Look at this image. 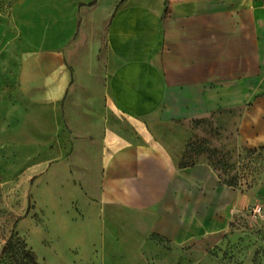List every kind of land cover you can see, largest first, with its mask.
Returning <instances> with one entry per match:
<instances>
[{
	"label": "crops",
	"instance_id": "0c3cea01",
	"mask_svg": "<svg viewBox=\"0 0 264 264\" xmlns=\"http://www.w3.org/2000/svg\"><path fill=\"white\" fill-rule=\"evenodd\" d=\"M201 119L264 148V0H0V165L45 161L58 220L105 228L109 259L230 226L245 194L168 151Z\"/></svg>",
	"mask_w": 264,
	"mask_h": 264
},
{
	"label": "rangeland",
	"instance_id": "374dc122",
	"mask_svg": "<svg viewBox=\"0 0 264 264\" xmlns=\"http://www.w3.org/2000/svg\"><path fill=\"white\" fill-rule=\"evenodd\" d=\"M177 129L179 141L168 148L177 167L206 163L220 183L245 194L227 230L179 245L151 235L131 250L132 259H109L113 244L107 243L105 228L77 229L58 220L63 206L58 198L46 196L45 161L29 178L24 174L26 165H19L13 174L0 165V264H264V148L238 149L233 127L208 119ZM34 182L40 190L30 195L28 188ZM252 205L262 207L260 216L248 212ZM92 210L93 221L100 225L104 216L99 213L96 218ZM62 213L69 224L78 221L77 200L72 199Z\"/></svg>",
	"mask_w": 264,
	"mask_h": 264
},
{
	"label": "built area",
	"instance_id": "2783aa9c",
	"mask_svg": "<svg viewBox=\"0 0 264 264\" xmlns=\"http://www.w3.org/2000/svg\"><path fill=\"white\" fill-rule=\"evenodd\" d=\"M247 210L253 217H258L262 214V207L260 205L248 206Z\"/></svg>",
	"mask_w": 264,
	"mask_h": 264
}]
</instances>
